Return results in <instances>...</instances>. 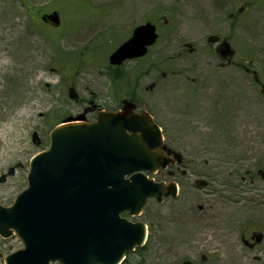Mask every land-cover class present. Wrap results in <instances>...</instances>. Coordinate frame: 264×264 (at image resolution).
I'll list each match as a JSON object with an SVG mask.
<instances>
[{
	"label": "rangeland",
	"instance_id": "rangeland-1",
	"mask_svg": "<svg viewBox=\"0 0 264 264\" xmlns=\"http://www.w3.org/2000/svg\"><path fill=\"white\" fill-rule=\"evenodd\" d=\"M52 11L59 27L39 19ZM147 21L158 42L112 71L109 54ZM223 44L231 53L220 55ZM259 83L264 0H0V174L14 167L0 206L25 188L29 159L54 124L131 97L183 162L153 176L176 182L178 195L147 202L135 218L147 242L124 264H264ZM21 248L15 236L0 238V264Z\"/></svg>",
	"mask_w": 264,
	"mask_h": 264
},
{
	"label": "water",
	"instance_id": "water-1",
	"mask_svg": "<svg viewBox=\"0 0 264 264\" xmlns=\"http://www.w3.org/2000/svg\"><path fill=\"white\" fill-rule=\"evenodd\" d=\"M41 20L60 23L56 12ZM157 37L153 24L137 26L109 64L144 56ZM133 109L127 102L93 123L67 118L49 132L47 147L29 160L26 187L10 206H0V237L14 234L23 246L4 264H119L143 245L146 225L120 215L138 216L148 199L175 197V183L154 182L143 172L154 174L182 157L165 147L149 114ZM31 137L39 145L36 132ZM13 174L9 167L0 183Z\"/></svg>",
	"mask_w": 264,
	"mask_h": 264
},
{
	"label": "flooded vegetation",
	"instance_id": "flooded-vegetation-1",
	"mask_svg": "<svg viewBox=\"0 0 264 264\" xmlns=\"http://www.w3.org/2000/svg\"><path fill=\"white\" fill-rule=\"evenodd\" d=\"M130 36V35H129ZM150 50H148V52H149ZM146 57V56H145ZM142 59H145L144 57L142 58ZM142 59H133V60H126V61H124L123 62V64L121 65V67H112V71H115V70H118V69H120V68H122V67H125L126 66V64L127 63H129V62H136V61H138V60H142ZM261 86H262V84L261 83H259ZM125 101H130V102H132L133 104H135V106H136V108H137V103L135 102V101H133V99L130 97V99H127V98H125V99H123L122 101H121V105H123V103L125 102ZM94 107V110H93V108H92V106L90 107V110H86L85 112H84V120L85 121H89V122H91V121H94L95 119H96V115H97V113H98V111L100 110V108H97V106H96V109H95V106H93ZM120 108H118V109H112V110H119ZM251 238H254V236H252ZM246 244H248V243H246ZM250 246H252V245H250ZM193 264H195L194 262H193Z\"/></svg>",
	"mask_w": 264,
	"mask_h": 264
},
{
	"label": "trees",
	"instance_id": "trees-1",
	"mask_svg": "<svg viewBox=\"0 0 264 264\" xmlns=\"http://www.w3.org/2000/svg\"><path fill=\"white\" fill-rule=\"evenodd\" d=\"M139 252V251H138Z\"/></svg>",
	"mask_w": 264,
	"mask_h": 264
}]
</instances>
